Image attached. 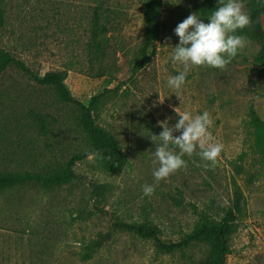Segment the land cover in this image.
<instances>
[{"label":"rangeland","instance_id":"1","mask_svg":"<svg viewBox=\"0 0 264 264\" xmlns=\"http://www.w3.org/2000/svg\"><path fill=\"white\" fill-rule=\"evenodd\" d=\"M205 1L162 0L161 36L138 68L146 30L141 0H113L120 11L102 59H92L87 49L88 11L95 0H0L6 18L0 47L41 76L68 71L67 86L86 106L103 94L96 124L116 138L126 156L115 166L86 156L76 163L77 178L68 185L48 189L28 184L0 191V264L201 262L209 254L204 244L164 254L155 240L117 224H145L166 243L180 242L203 218L222 219L234 181L247 205L230 237L227 264H264V161L254 147L250 122L252 109L264 121L258 44L247 39L224 69L193 67L178 96L167 84L182 70L172 60L179 43L174 29ZM174 107L193 116L209 112V132L224 148L215 164L203 160L197 148L192 156H183L186 168L157 183L153 170L158 165L152 161L159 140L153 142L151 136L163 130L160 122H177ZM82 115L55 89L11 65L0 74V173L51 174L72 157L89 155L92 139ZM145 184L154 186L151 196L143 194ZM96 242L101 247L84 260V245Z\"/></svg>","mask_w":264,"mask_h":264},{"label":"trees","instance_id":"2","mask_svg":"<svg viewBox=\"0 0 264 264\" xmlns=\"http://www.w3.org/2000/svg\"><path fill=\"white\" fill-rule=\"evenodd\" d=\"M243 1L248 6L251 24L244 29L237 30L235 34L243 35L258 44L260 49L255 57V62L264 69V27L262 22L264 0ZM141 2L145 11L146 30L139 54L141 62L138 63V68L144 67L149 60V49L159 40L162 31L160 24L162 0H141ZM217 7L218 0H206L201 4L194 5L193 11L200 17L208 19ZM118 11L120 10L114 6L113 0H95V4H90L87 49L92 59L105 58L106 45L109 41L107 35L111 25L117 19ZM5 22V14L0 7V30L5 26ZM11 65L17 66L38 84L55 89L62 101L78 107L83 112L81 121L85 131L92 139V149L89 155L72 157L64 167L51 174L37 172L0 173V191L28 184H39L48 189L68 185L77 178L74 170L76 163L86 156H95L108 166L121 165L125 162L126 156L116 138L96 124L94 113L103 94L94 96L89 106H86L72 95L67 86L68 71H52L41 76L0 47V74ZM250 118L254 147L264 161V121L254 109L251 111ZM239 172L241 173V170ZM234 187L233 198L222 219L218 222L203 218L194 231L180 242L166 243L161 239L158 230L145 224H117V227L133 232L142 238L155 240L158 250L164 254L184 252L193 245L204 244L209 247V254L205 260L195 264H227L230 255V237L235 232L238 221L243 218L247 205L244 192L236 181H234ZM100 247L101 243L99 242L85 244L83 259L86 261L92 259L93 253Z\"/></svg>","mask_w":264,"mask_h":264},{"label":"clouds","instance_id":"3","mask_svg":"<svg viewBox=\"0 0 264 264\" xmlns=\"http://www.w3.org/2000/svg\"><path fill=\"white\" fill-rule=\"evenodd\" d=\"M243 8L241 0H218V7L208 18L210 22L205 23L198 14L191 13L176 26L174 33L179 43L174 47L172 60L181 65L182 70L167 80L173 93L178 96L193 67L224 69L246 47L247 38L235 34L251 24ZM173 111L178 115L177 122L172 126L160 122L163 130L158 136H151L153 142L159 140L155 143L152 161L153 165H158L153 170L157 183L186 168L183 156H192L197 148L200 157L212 164L216 163L224 148L222 143L214 142L209 132L213 124L209 112L193 116L190 112H181L179 107H174ZM142 191L145 196H151L155 188L145 184Z\"/></svg>","mask_w":264,"mask_h":264},{"label":"crops","instance_id":"4","mask_svg":"<svg viewBox=\"0 0 264 264\" xmlns=\"http://www.w3.org/2000/svg\"><path fill=\"white\" fill-rule=\"evenodd\" d=\"M263 27H264V16L262 17Z\"/></svg>","mask_w":264,"mask_h":264}]
</instances>
